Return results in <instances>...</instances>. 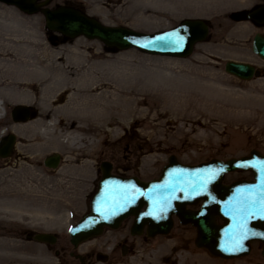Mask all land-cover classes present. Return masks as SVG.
Wrapping results in <instances>:
<instances>
[{
    "label": "rangeland",
    "instance_id": "obj_1",
    "mask_svg": "<svg viewBox=\"0 0 264 264\" xmlns=\"http://www.w3.org/2000/svg\"><path fill=\"white\" fill-rule=\"evenodd\" d=\"M262 4V0H52L49 5L74 7L105 26L145 34L168 31L185 20L207 22V40L197 44L186 59L152 56L135 49L110 51L84 38H58L53 43L50 37L54 34L45 28L41 14L26 15L0 4V43L19 42L15 50L20 48L21 53L27 51L50 59L62 72L93 76V91L107 87L108 92L117 91L120 104L122 97L133 101L132 112L118 118L115 126L100 124L102 132L96 138L95 152L85 141V151L91 155V175L82 180L73 173L75 186L69 184L63 190L56 187L64 178L60 174L70 157L67 153L48 150L29 165L16 155L18 143L8 160H0V169L22 168L30 172L22 183L29 192L42 196L29 203L0 198V264H71L65 255L55 256L59 242L46 247L33 242L32 236L51 231L62 244L66 243L69 227L89 210L102 162L112 165L113 175L148 181L159 177L170 156L182 164L197 165L212 159L245 157L251 150L264 155V62L251 50L253 36L264 34V25L247 19V14ZM227 61L256 66L261 77L240 82L224 72ZM3 93L13 94L9 90ZM59 94L56 100L61 105L65 98ZM19 105L35 111L30 122L38 119V105L0 100V139L8 134L20 139L15 129L25 124H14L10 117L12 108ZM72 150L78 163L84 160ZM52 154L61 158L56 170L43 165V160ZM249 177L251 173L237 172L227 175L224 182ZM3 189L0 186V192ZM23 231L27 236H21ZM190 246L188 242L186 247ZM251 247L248 257L221 262L264 264L260 244L253 243ZM200 260L202 264L212 263L204 257Z\"/></svg>",
    "mask_w": 264,
    "mask_h": 264
},
{
    "label": "water",
    "instance_id": "obj_2",
    "mask_svg": "<svg viewBox=\"0 0 264 264\" xmlns=\"http://www.w3.org/2000/svg\"><path fill=\"white\" fill-rule=\"evenodd\" d=\"M0 2L15 6L27 14L38 12L39 7L35 6V0ZM42 14L49 31L69 39L83 36L89 40L97 39L116 50L134 48L150 55L165 57H188L194 45L204 41L208 34V28L202 21H185L169 32L145 35L125 28L104 27L71 9H45ZM248 18L263 25L264 6L249 13ZM179 37L184 38L183 43H167ZM252 51L264 61L263 35H255ZM225 73L240 81H250L260 76L253 66L232 61L225 64ZM11 115L14 122H26L31 115L30 108L16 107ZM14 140L13 136H7L1 141L0 157L10 155ZM58 163V156L45 160V165L52 169ZM236 171H251L254 181L223 186L221 182L224 176ZM110 172L111 166L103 163L102 178L91 201L90 212L69 231L71 243L75 247L91 237L99 236L105 227L116 229L130 215L137 217L135 229L147 224L153 228L154 233L166 234L171 227L172 214L178 215L182 224L195 227L197 247L208 250L215 257L234 259L246 256L251 241H261L264 246V218H261L264 213L260 211L259 203L254 207L251 204L258 197L264 196V157L256 151H252L248 158L212 160L195 167L180 165L174 157H170L160 179L151 183H143L135 178L113 177ZM198 201H203L200 211L185 210L187 205H195ZM143 206H146V211L139 213ZM217 218L223 221L222 225L216 224ZM34 239L38 242H51L47 236H35ZM237 242L241 246H236Z\"/></svg>",
    "mask_w": 264,
    "mask_h": 264
},
{
    "label": "bare ground",
    "instance_id": "obj_3",
    "mask_svg": "<svg viewBox=\"0 0 264 264\" xmlns=\"http://www.w3.org/2000/svg\"><path fill=\"white\" fill-rule=\"evenodd\" d=\"M18 44L19 42L12 45L0 43V100L3 103L27 101L31 105L36 104L40 108V114L35 122L31 121L33 123H26L15 129L20 134V139H15L16 145L19 143L20 147L16 155L23 162L32 165L48 150L67 153L70 157L60 177L68 178L69 181L62 178L56 187L63 190L69 184L75 186L76 176L73 173L82 180L91 175V155L85 151V141L89 142L90 151L95 152L96 138L102 132L100 124L105 122L104 125L115 126L118 118L132 112L133 101L122 97L120 104L117 91L108 92L107 87L99 92L98 89L93 91L90 89L96 83L93 76L86 72L75 75L62 72L50 59L39 58L27 51L26 54L21 53L20 48L15 50L14 45L17 47ZM69 85L72 88L68 89ZM5 90L13 94L5 96L3 93ZM58 92H60L58 97L65 98L61 105L56 100ZM1 125L2 120L0 127ZM90 125H94L93 129L88 128ZM8 130L9 128L3 134ZM72 149L76 154L80 153L84 160L78 163ZM18 169L14 170L11 167L0 169V186H4L0 198L21 203L39 201L41 194L29 192L26 190L28 187L22 183L24 177L30 176L31 173L22 168Z\"/></svg>",
    "mask_w": 264,
    "mask_h": 264
},
{
    "label": "flooded vegetation",
    "instance_id": "obj_4",
    "mask_svg": "<svg viewBox=\"0 0 264 264\" xmlns=\"http://www.w3.org/2000/svg\"><path fill=\"white\" fill-rule=\"evenodd\" d=\"M189 210L195 211L197 208ZM134 221L135 218L129 217L118 229H105L100 237L77 248L71 246L69 239L62 244L64 242H60L51 231H40L38 234L53 235L55 244L43 246L53 247L59 242L55 256L65 255L64 258L71 264H202L200 259L203 257L212 262L206 264H218L195 247V230L181 225L176 217L172 218V227L167 235H152L147 226L137 233L133 229ZM188 242L191 243L190 247H186Z\"/></svg>",
    "mask_w": 264,
    "mask_h": 264
},
{
    "label": "snow or ice",
    "instance_id": "obj_5",
    "mask_svg": "<svg viewBox=\"0 0 264 264\" xmlns=\"http://www.w3.org/2000/svg\"><path fill=\"white\" fill-rule=\"evenodd\" d=\"M177 35H178V34H177ZM183 39H184L183 37H179L178 40L175 39V38H173V39L167 41V43L181 44V43H183ZM257 203L260 204V211H261L262 213H264V196L258 197L257 200H254V201L251 202V204H252L253 207H254ZM261 218H264V216H262ZM244 238H247V237H244ZM236 246H241V245L239 244V242H237V243H236Z\"/></svg>",
    "mask_w": 264,
    "mask_h": 264
}]
</instances>
